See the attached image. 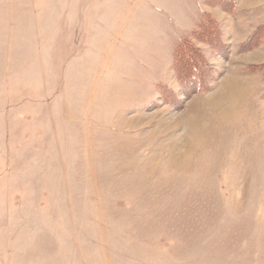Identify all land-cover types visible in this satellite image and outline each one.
<instances>
[{"label":"rangeland","instance_id":"374dc122","mask_svg":"<svg viewBox=\"0 0 264 264\" xmlns=\"http://www.w3.org/2000/svg\"><path fill=\"white\" fill-rule=\"evenodd\" d=\"M0 264H264V0H0Z\"/></svg>","mask_w":264,"mask_h":264},{"label":"trees","instance_id":"16d2710c","mask_svg":"<svg viewBox=\"0 0 264 264\" xmlns=\"http://www.w3.org/2000/svg\"><path fill=\"white\" fill-rule=\"evenodd\" d=\"M190 44L189 43H182L181 49L182 47H184V50L186 48H190ZM193 50L190 51V54L193 55L194 57H192L189 54H185L183 49V55H185V65H183V67L180 68V73H179V78L180 80L186 85V86H192V87H200L201 86V78L199 75V69H198V58H201L200 54L197 53L198 50L195 48H192ZM182 51L180 50L179 52L182 53ZM184 61L181 62V64H183ZM179 72V70H178Z\"/></svg>","mask_w":264,"mask_h":264},{"label":"crops","instance_id":"0c3cea01","mask_svg":"<svg viewBox=\"0 0 264 264\" xmlns=\"http://www.w3.org/2000/svg\"><path fill=\"white\" fill-rule=\"evenodd\" d=\"M238 4H239V3H238ZM239 6H240V5H238V7H239ZM257 7H258V6H256V8H257ZM252 9H255V6H253Z\"/></svg>","mask_w":264,"mask_h":264}]
</instances>
